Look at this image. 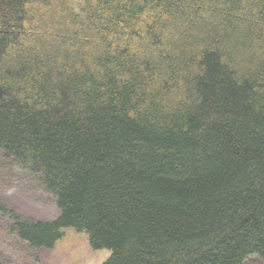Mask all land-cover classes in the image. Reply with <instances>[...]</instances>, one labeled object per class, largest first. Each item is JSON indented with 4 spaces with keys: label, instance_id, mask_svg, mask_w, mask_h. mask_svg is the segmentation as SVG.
<instances>
[{
    "label": "trees",
    "instance_id": "1",
    "mask_svg": "<svg viewBox=\"0 0 264 264\" xmlns=\"http://www.w3.org/2000/svg\"><path fill=\"white\" fill-rule=\"evenodd\" d=\"M0 155L60 210L32 248L264 260V0H0Z\"/></svg>",
    "mask_w": 264,
    "mask_h": 264
},
{
    "label": "rangeland",
    "instance_id": "2",
    "mask_svg": "<svg viewBox=\"0 0 264 264\" xmlns=\"http://www.w3.org/2000/svg\"><path fill=\"white\" fill-rule=\"evenodd\" d=\"M60 213L54 198L45 192L37 178L13 167L0 155V256L4 264H103L111 255L109 248L93 249L86 231L73 227L52 248H32L10 229L12 216L53 220ZM244 264H264L251 256Z\"/></svg>",
    "mask_w": 264,
    "mask_h": 264
}]
</instances>
